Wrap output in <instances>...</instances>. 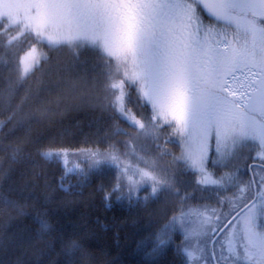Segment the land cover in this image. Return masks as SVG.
<instances>
[{"label":"snow or ice","instance_id":"6c2138e0","mask_svg":"<svg viewBox=\"0 0 264 264\" xmlns=\"http://www.w3.org/2000/svg\"><path fill=\"white\" fill-rule=\"evenodd\" d=\"M0 47L6 107L21 91L40 111L53 87L58 103L86 94L124 137L103 147L38 144L46 162L62 167L60 189L68 191L69 175L112 168L111 185H98L106 204L141 199L144 188V201L174 198L146 255L171 244L183 264H264V0H0ZM62 49L69 58L54 62ZM19 106L5 136L18 126ZM71 154L87 168L70 166ZM13 192H0V212L24 215ZM18 195L26 204L32 188ZM32 198L42 240L52 226ZM55 238L66 244V264L89 257L77 240Z\"/></svg>","mask_w":264,"mask_h":264},{"label":"trees","instance_id":"16d2710c","mask_svg":"<svg viewBox=\"0 0 264 264\" xmlns=\"http://www.w3.org/2000/svg\"><path fill=\"white\" fill-rule=\"evenodd\" d=\"M25 42L22 47H26ZM87 55H82L81 59ZM67 50L53 53V60L69 58ZM3 61V48L0 47V63ZM55 69L49 75L55 79ZM30 77L25 85L35 88L37 77ZM0 80V89L4 88ZM55 87L47 93L51 101L47 111H40L38 106L25 98L23 92L17 93L6 107L0 98V192L9 187L14 189L13 195L24 205V215L15 211L0 212V264H66V244L56 239L57 233L64 240H77L90 253L82 259L77 253L73 264H183L184 257L177 254L173 245H167L156 256L146 255L152 244L151 235L158 222H162L174 198L161 193L159 198L141 199L129 202L127 199L109 204L103 200V192L98 185H111L114 172L110 169L92 172L86 179L72 176L64 183L69 185L68 191L58 187L62 172L60 164L46 162L37 152L38 144L59 145L70 148H81L99 143L102 147L110 140L124 139L116 131V126L108 116L102 101L83 95L71 103L60 101L55 97ZM19 103L14 120L18 126L4 135L12 126L6 117ZM163 139V138H162ZM19 147L20 151L13 158L12 153ZM171 148L172 146L169 145ZM175 151L179 152L176 148ZM40 173L33 186L32 177ZM47 180V185L44 179ZM185 175V182H187ZM32 188V197L38 198L52 226L51 235L37 240L35 232L38 227L36 213L32 205L37 200L30 197L26 204L20 190ZM148 191V190H147ZM46 193L51 199L44 201ZM29 236L31 240L27 239ZM24 237V241H20ZM179 239V235L177 236Z\"/></svg>","mask_w":264,"mask_h":264},{"label":"rangeland","instance_id":"374dc122","mask_svg":"<svg viewBox=\"0 0 264 264\" xmlns=\"http://www.w3.org/2000/svg\"><path fill=\"white\" fill-rule=\"evenodd\" d=\"M69 161H70V166H71V164H73V163H80L84 168H87V160L85 159V157L84 156H82V155H79V154H71L70 155V157H69ZM61 166V165H60ZM103 169H110V170H112L113 172H114V170L112 169V168H109V167H105V168H103ZM102 169V170H103ZM93 172H96V171H93ZM92 174V173H91ZM72 176H76V177H78V178H81L82 177V179H86L88 176H90V175H88L87 177H83V176H78V175H69L67 178H71ZM149 191V189L148 188H144V189H141V191H140V193L139 194H141L142 192H144V191ZM124 200V199H123ZM125 200H126V198H125Z\"/></svg>","mask_w":264,"mask_h":264}]
</instances>
